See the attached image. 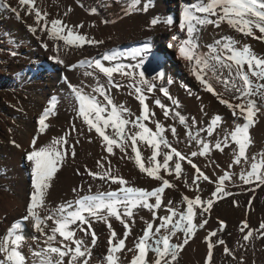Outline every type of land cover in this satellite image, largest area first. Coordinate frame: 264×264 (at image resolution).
Here are the masks:
<instances>
[{"label":"snow or ice","instance_id":"obj_1","mask_svg":"<svg viewBox=\"0 0 264 264\" xmlns=\"http://www.w3.org/2000/svg\"><path fill=\"white\" fill-rule=\"evenodd\" d=\"M115 3L121 5L126 16L139 11L147 12L153 6L151 0H115ZM18 5L19 9L12 7L7 0H0V10L13 13L17 19H21V11L34 17V25H29L28 31L38 40L46 33L47 41H52L51 47L45 40H41L40 44L45 51L53 53L49 55V60L68 70L83 69L82 75L90 78L91 82L81 80L80 85L63 78L75 114L70 132L81 133V129L75 126V120H80L82 128L86 126L88 133L95 134L107 156L97 160L98 170L87 166L83 172L77 170L78 175H86L92 182L99 181V185L89 183L87 191L83 187L73 188L74 198L55 207L47 203L55 175L69 155L75 157V143H79L70 142V133L66 132L50 143L38 144L39 135L46 133L50 126L49 118L56 115L60 103L57 96H51L36 121L38 135L33 136L31 150L26 152L31 192L25 214L0 237V264H91L92 249L98 241L93 229L95 222L104 223L109 233L102 264H123L120 254L125 250L132 253L128 264H174L185 245L209 223L214 203L234 194L228 190L226 182L235 187L239 181L240 185L249 186V191L264 186V153L253 154L251 158L248 155L252 144L250 128L255 125L258 114L264 115V56L231 35H222L211 43L201 44V34L205 29L209 26L221 29L222 25H227L243 37L264 42V0H192L182 5L178 22L172 16H155L149 22V28L159 24L165 25L169 31L178 28L171 36V41L175 43H169L168 48L176 49L177 58L185 63L190 75L235 118L231 129L225 128L222 138L217 133L213 143L203 138L201 133L206 132L208 137H213L222 124L220 115L212 117L206 127L198 128L199 122L195 117L189 121L178 110L174 111L159 98L155 99L154 104L162 110L163 116L182 125L188 141L194 142L198 150L191 151L190 156L177 150L167 136L170 131L179 142L177 128L174 125L166 127L157 120L156 113L146 102L149 94L158 90L176 109L180 108L179 101L164 87L165 72L155 69L154 74L147 73L145 65L155 59L151 43L145 42L130 53L107 50L101 57L82 59L69 65L61 58L62 50L82 48L85 44H102L103 41L82 34L79 29L84 27L83 24L70 26L60 18L49 19L48 12L41 9L37 0H18ZM38 31L41 35H37ZM257 32L260 35L257 36ZM11 54L16 55L15 52ZM129 56L136 63L121 62ZM166 82L172 84L173 80L169 77ZM217 85H222L223 91H218ZM125 86L130 89L129 95H134L138 101V115L125 105L116 103L112 97L113 88L119 90ZM225 93H229L230 98H226ZM257 99L261 103L258 104ZM201 111H204L203 106ZM12 143L20 147L14 140ZM141 145L151 150L150 156H143ZM230 146H234L233 159L228 165L230 171H224L216 179L207 176L190 158L206 157L213 149L223 152ZM116 149L122 154L121 159L133 161L141 174L157 182L151 190L130 185L112 169L109 157L116 154ZM257 156L260 157L259 162ZM104 161L108 162L107 167ZM184 162L195 170L191 183H184V187L194 194L191 197L182 194L180 204L169 200L165 205L163 197L166 190L177 187L167 177L174 176L180 180ZM242 162L249 167H240L237 173L235 166H240ZM201 180L215 184L208 199L199 194L198 182ZM105 185L109 187L105 188ZM110 185L118 187L112 189ZM94 186L96 190L93 192ZM162 207L166 215L160 216L158 210ZM141 209L147 210L151 219L145 220L142 236L136 239L134 246L126 248L137 210ZM112 219L123 226L122 238L113 228ZM140 219L144 220V217ZM26 223L38 234L31 237L33 244H28L31 259L21 250L27 242L23 234ZM225 228V222L220 221L218 230L209 231L204 237L207 249L204 264H212L217 245L223 246L226 256L237 260L235 252L218 236V232ZM239 231L244 242L241 246L246 247L252 238H264V222L257 229H252L247 220L241 221ZM79 233L85 237L90 235V243ZM238 264H244L242 257L238 259Z\"/></svg>","mask_w":264,"mask_h":264},{"label":"bare ground","instance_id":"obj_2","mask_svg":"<svg viewBox=\"0 0 264 264\" xmlns=\"http://www.w3.org/2000/svg\"><path fill=\"white\" fill-rule=\"evenodd\" d=\"M191 2L192 0H151L153 6L147 12L139 11L126 16L122 11L121 5L116 4L115 0H37V4L41 9L48 12L49 19L60 18L70 26L83 24L84 27L79 29L82 34L103 41L102 44H85L82 48L62 50L60 52L61 58L69 65L76 64L82 59L101 57L107 50H118L119 48L126 47V53H130L131 50L129 48L139 43L140 45L145 42L151 43L155 59L145 65L147 73L154 74L151 71L155 69L165 72L164 87L168 89L174 99L179 101L180 108L176 109L171 101L158 90H154L152 94H149L146 102L156 113L155 118L157 120L166 127L174 125L177 128L179 142L171 136L170 131L167 133V136L177 150L189 156L191 151L198 150L194 142L188 141L182 125L171 118L166 119L163 116L162 110L154 104L155 99L159 98L168 108L174 111L178 110L189 121H191L192 117H195L199 122L198 128L206 127L212 117L220 115L222 124L214 132L213 137H208L206 132L201 133L203 138L211 140L213 143L215 142L217 133L222 138L223 130L225 128L231 129L235 120L231 112L224 105H221L214 96L204 91L194 77L190 75L185 63L177 58L175 48L171 49V58L166 52L162 54L158 53L166 51L161 44L163 39L167 38L168 44L175 43L171 41V36L174 32L178 31V28L169 31L163 24H159L155 28L148 27L150 20L155 16H172L178 22L182 5ZM7 3L19 9L18 0H7ZM29 25H34V17L25 15L24 11H21V19H17L13 13L7 10H0V237L6 234L7 229L13 222L19 220L25 214L26 204L31 192L30 169L26 160V152L31 150L30 143L33 136L38 135L36 131L38 116L47 106L49 98L53 95L57 96L60 103L57 106L56 115L49 118V128L45 134L39 135L38 138V144L43 146L51 142L50 134L52 129L56 127L55 119L58 116H68L73 121L75 115L72 111V104L68 99L69 90L63 78L67 77L74 85H80L81 80H84L85 83L91 82L90 78H85L82 75L83 69L68 70L49 60V55L53 53L45 51L40 44L41 40H45L51 47L52 41H47L46 33L41 35L39 31L37 35H41V40H38L35 35L28 31ZM201 35V44L211 43L222 35H231L235 39L249 44L258 55L264 56V42L252 39V37H243L234 30L229 29L227 25H222L221 29L209 26ZM256 35L260 34L257 32ZM60 43L62 44V42ZM12 52H15L16 55L13 56ZM121 62L125 64L136 63L130 56L128 59H122ZM105 64L107 66V62ZM34 67L37 68L36 71H34ZM24 68H28L29 72L21 77H17L16 73H20ZM29 77L31 81H29ZM169 77L173 80L172 84H167L166 82ZM102 79L104 78L102 77ZM117 79L119 78L117 77ZM121 83L127 84L126 81H121ZM159 84L160 82L158 81L157 89ZM216 87L218 91H223L222 85H217ZM129 91L130 89L125 86L119 90L113 88L111 94L116 103L125 105L134 114L138 115L140 106L135 96L129 95ZM189 91L191 95H189ZM14 96L18 98H14ZM225 97L230 98V94L225 93ZM202 106L203 112L201 111ZM238 122L242 123V121ZM75 123L76 128L81 129V133L70 132L69 129L66 132L70 133V142L75 143L79 141V143H75L76 155L74 158L71 155L66 158L52 181V186L46 198L47 203L52 207L71 200L75 196V193H71L69 190V196L59 200L60 197L58 198L57 194L71 187V185L69 187L64 186L63 180L59 178V174L62 171L74 164L75 166L76 164L82 165L81 172H83L85 166L92 170H98L97 160H100L102 156H107V153L102 150L98 139L95 138V134L88 133L86 126L82 128L80 120H75ZM149 126L154 128L153 124ZM250 136L252 144L248 151L249 158L253 154L264 153V115L258 114L255 125L250 128ZM13 140L20 147H16L12 143ZM232 147L234 146H230L223 152L213 149L206 157L190 158L207 176L210 175L211 163L214 164L215 162L223 169L220 174L222 175L224 171H230L228 165L233 159ZM141 149H145V154H143L145 158L150 156V149H147L143 145H141ZM115 152L114 156L109 157L111 167L119 175L123 176L130 185L147 190H151L156 185L157 182L152 181L149 177H145L144 174L139 172L133 161L126 158L121 159L122 154L118 149ZM259 161L260 157L257 156V162ZM104 163L107 167L108 162L104 161ZM182 167L184 170L190 171L192 175L194 174L195 170L187 162H184ZM240 167L248 168L249 165H244L242 162L240 166H235L237 173ZM76 168L78 167L76 166ZM215 174L216 178H218L219 175L216 172ZM72 179L75 186L78 187L77 189L83 187L85 191H87L89 183H94L95 185H99L100 183L99 181L92 182L91 178L86 175H80V177L73 175ZM185 182L182 179H175L173 181L177 186ZM104 187L107 188L109 185H105ZM110 187L116 189L118 186L110 185ZM227 188L229 187L227 186ZM95 190L94 186L92 191L94 192ZM180 191L178 193L175 188L167 189L163 197L164 204L166 205L169 200L173 201L174 204H180L182 194L189 196L187 190ZM199 194L202 195L200 190ZM163 212L166 215L165 210ZM141 216L144 217V220L140 219ZM150 219L151 216L148 211L144 210L136 213V221L132 225L131 235L126 240V248L134 246L136 239L142 236L143 229L146 226L145 220ZM244 220L245 218H241L235 223L233 220H227L228 223L225 222V224L227 227L237 226V233L232 242L233 251L236 254L240 250L243 255L241 257L246 259L244 264H250V261L254 260L253 256L257 251L255 250L256 248H253L254 246H251L250 242L253 239L247 243L246 247L241 246L244 242L241 239L242 233H240L239 228L241 221ZM213 221L215 222L214 225ZM115 222L117 221L111 220L112 225ZM219 222L212 217L209 219L207 227L202 229V235L200 236L201 232H199L189 241L188 246L181 252V256L186 264H204L207 251L204 237L207 236L209 231H217ZM156 223H159V221H156ZM141 224L143 225V229L140 235H136V227ZM249 226L251 228L250 224ZM113 228L122 238L123 231L118 230L115 225H113ZM93 229L97 234L98 241L97 246L92 249L91 264H102L107 248L108 228L102 222H95L93 223ZM23 234L27 238V242L21 250L31 259L28 244H33L31 237L38 234L27 223ZM78 235L90 243V235L86 237L83 233H79ZM180 235L182 237V234ZM220 249V254L226 256L223 253V246H220ZM120 255L122 261H129L132 253L125 250ZM255 262L256 264H262L259 259L255 260ZM174 264L176 263L174 262Z\"/></svg>","mask_w":264,"mask_h":264},{"label":"rangeland","instance_id":"obj_3","mask_svg":"<svg viewBox=\"0 0 264 264\" xmlns=\"http://www.w3.org/2000/svg\"><path fill=\"white\" fill-rule=\"evenodd\" d=\"M163 40H162L161 44L166 49V51H160L158 53L162 54V53L166 52L168 54V56L171 58L172 57V50L170 48H168V43H167L168 40H167V38L163 39ZM157 67H158V65H157ZM257 103H261V102L257 99ZM55 124H56V127H54L51 131L50 140H52L53 138H59L61 136H64L65 132L68 129L70 130V126L73 124V122L71 121V118L68 116H58L55 119ZM75 125H76V123H75ZM142 154H145V149H142ZM76 166L78 168H76ZM76 166H75V164L71 165L59 174V178L63 180L64 186L69 187L71 185L70 189H66L65 191H61L60 193L57 194L58 198L60 197L59 200L65 198V197H68L70 192L73 193L72 190L74 187L78 188L73 183L72 176L74 175L76 177H80V175L77 174V170L79 169V171H81L83 167H82V165H78V164H76ZM222 171H223V169L220 166H218L215 162H214V164L211 163V171H210L209 177L211 179H216L215 172L218 175H220ZM144 176L147 177L146 175H144ZM191 177H192V173L188 170H184L182 173L181 179L190 183ZM167 178H169L172 182L175 181L174 176L173 177H167ZM198 183H199V189L202 193V195L200 194L201 197L203 199L210 198L212 191H214V189H215V184L209 183V182L203 181V180L199 181ZM227 186L229 187L228 190H230L234 194L231 196H227V197H224L222 199L217 200L213 205V209L211 211L209 219L214 217V219H216L218 222L223 221V222L228 223L227 220H233V222L235 223L237 220H239L241 218H245V220H247L249 222V224L251 225L252 229H257L259 227V225L262 222H264V186L257 187V188H255L254 191H249L248 190L249 186L240 185L239 181H237V186H235V187H233L230 183H227ZM175 189L178 191V193L181 192L180 190H187L190 197L193 196V194H194L192 191L185 188L183 183H180ZM69 190H70V192H69ZM249 201H251V204H249ZM139 211H144V210L143 209L137 210V212H139ZM145 211H147V210H145ZM163 211H164V207H162L160 210H158V215H160V216L165 215V213ZM197 222H199V221H197ZM214 224H215V222L213 221V225ZM113 225H115V227L118 230H120L121 232L123 231L122 225L119 224L118 221L113 223ZM205 227H207V226H205ZM142 229H143L142 224L137 226L136 227V235H140ZM199 232H201V234H200V236H201L202 235V229L197 231V233H199ZM236 233H237V226L233 225V226L227 227V225H226V228L222 232H218V236H219V238H222L226 242V245L230 249L233 250L232 242H233V238H234ZM254 236H255V234H254ZM252 239H253L252 242H250L251 246L252 247L254 246L253 248H256L255 250L257 252L253 256L254 260L250 261V264H256L255 260H258V259L260 260V262L262 264H264V238H260V239L252 238ZM187 246L188 245H185L184 249ZM215 248L216 249L214 251V259H213L212 264H235V263H238V259L241 258V256H243L241 251L238 250L235 254L237 256V260H233L230 256H222L220 254V252H221L220 245H217ZM151 255L152 254L150 253V256ZM242 258L245 262L246 259H244V257H242ZM122 262H123V264H128V261H122ZM175 263L176 264H186L183 257L181 256V252L179 253Z\"/></svg>","mask_w":264,"mask_h":264}]
</instances>
